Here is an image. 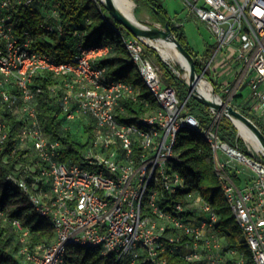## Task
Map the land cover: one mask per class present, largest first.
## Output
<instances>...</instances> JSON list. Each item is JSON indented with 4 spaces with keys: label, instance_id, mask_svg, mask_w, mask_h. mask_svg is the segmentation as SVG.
Masks as SVG:
<instances>
[{
    "label": "built area",
    "instance_id": "obj_1",
    "mask_svg": "<svg viewBox=\"0 0 264 264\" xmlns=\"http://www.w3.org/2000/svg\"><path fill=\"white\" fill-rule=\"evenodd\" d=\"M32 1L0 0V107L21 123L13 150L25 151L27 158L24 172L9 173L6 179L48 221L54 238L30 248L28 228L17 218L9 219L19 242L18 264H81L66 258L69 245L112 253L119 264H167L172 254L193 264H246L243 254L216 233L218 215L197 191L182 194L185 202L171 197L185 187L174 167L180 162L175 144L183 129L200 134L210 145L240 239L252 264H264V150L251 155L222 139L218 127L223 116L208 106L206 120L192 114L186 106L190 96L179 97L148 55V39L113 25L127 51L125 61L137 68L156 102L151 112L119 120L121 98L135 99L136 90L96 63L109 53V46L78 41L67 61L37 50L27 29L16 30L15 13ZM182 1L215 38L201 77L207 80L208 67L213 72L224 69L227 80L214 82L221 90L215 96L222 101L223 94L230 103L240 97L250 109L264 114V0ZM57 19L54 6L43 20L45 29L60 33ZM162 61L180 77L176 66ZM40 70L61 77L49 92L63 122L92 127L79 161L59 160L61 143L43 131L36 108L40 88L29 86ZM4 128L0 113V150ZM242 167L252 175L238 184Z\"/></svg>",
    "mask_w": 264,
    "mask_h": 264
},
{
    "label": "trees",
    "instance_id": "obj_2",
    "mask_svg": "<svg viewBox=\"0 0 264 264\" xmlns=\"http://www.w3.org/2000/svg\"><path fill=\"white\" fill-rule=\"evenodd\" d=\"M144 4L151 11L155 20L163 26L167 25L177 40L193 56L195 70L202 72L203 64L198 55L189 46L181 25L172 21L167 9L160 0H135ZM55 6L58 12L57 22L61 25V32L45 29L43 20L47 13ZM100 0H33L26 7H21L15 13L16 30L21 33L27 29L32 36V46L41 52L50 54L56 61H67L73 53L75 44L82 41L84 44H107L109 53L99 58L96 63L105 66L107 73L115 78L132 83L136 90V97H122L117 118L128 121L134 115L153 111L156 102L147 87L138 78H131L130 72L134 65L125 61L127 51L122 44L120 36L113 25L119 26L124 33L129 34L108 13ZM214 45L204 50L202 57L206 60L211 56ZM147 49H153L147 46ZM156 51V50H155ZM160 68L165 83L175 86L176 75L168 64L161 61ZM205 77L210 79L207 70ZM211 80V79H210ZM61 77L52 75L45 70L38 71L29 84L31 88H40L36 94L37 116L48 138L61 143L56 157L59 160L79 161L92 135L90 124L74 121L63 122L58 103L51 97L49 88L60 83ZM214 88L219 87L213 82ZM247 117L254 116L247 110H241ZM0 113L5 123L6 137L0 150V264H18L16 257L19 242L16 231L9 219L17 218L24 227L28 228V244L32 248L37 243L49 244L54 233L48 221L41 217L28 201V197L21 189L6 179L7 174H22L25 170L27 158L25 151L13 150L15 136L21 128V123L15 116L0 107ZM200 118L199 115H195ZM222 117L218 132L222 139L243 150L242 139L237 136L236 128L230 121ZM202 120V118H200ZM257 125L264 134V122L257 120ZM175 150L180 162L174 167L184 178L185 187L180 193L173 194L174 199L182 200V194L197 191L207 202L218 219L214 225L216 233L223 236L224 243L237 249L245 258L246 264H252L250 251L244 241L240 239V229L237 225L227 199L222 190L220 180L215 172L213 152L210 145L200 134L183 129L178 132ZM170 200V199H168ZM66 258L81 264H119L114 254H100L97 249H86L77 245L66 247ZM142 264V263H138ZM167 264H193L185 261L176 254L167 256Z\"/></svg>",
    "mask_w": 264,
    "mask_h": 264
},
{
    "label": "rangeland",
    "instance_id": "obj_3",
    "mask_svg": "<svg viewBox=\"0 0 264 264\" xmlns=\"http://www.w3.org/2000/svg\"><path fill=\"white\" fill-rule=\"evenodd\" d=\"M160 1L164 5V7L167 9L168 14L170 15L174 24L181 25V28L183 30V33L185 35V38H186L189 46H191L193 51L198 55V58H201L200 55L203 54L206 47L214 44V41H215V38H214L213 34L211 33V31L209 30V28L206 26V24L204 22H202L196 18V15L194 14V12L190 11L185 6V4L182 0H160ZM135 4H136V7H135L134 12H135V17H136L138 22H140L144 25H147V26L157 25L160 28H164V26L161 23H159L155 20V18L152 16L151 11L149 10L148 7H146L144 4L136 3V1H135ZM147 51H148V55L151 56L152 60L155 63H158L160 65V62L162 61V59L158 55L157 51H155V49L154 50L153 49H151V50L147 49ZM207 61L208 60H206L204 63H202L203 68L205 67ZM173 62L177 68L181 69L180 63L177 60L173 59ZM207 72H208L209 77L211 79L210 80L207 78V80L209 81V83L211 85H213V82L219 84V82H225L227 80L226 72L224 69H222L221 71H218V72H213L212 70H210V67H208ZM130 76L133 79L138 78L137 68L135 66L131 70ZM163 79H164V77H163ZM176 79H177V81L175 83V87H176V90L178 92V96L181 97L182 99H185L189 95L190 98L186 102V106L188 107L189 111L194 115H199L200 118H202V120H206V117H207L206 113H205V109H206L205 106L206 105L200 99L196 98L195 96H193L190 93L188 87L184 83V81L186 79H184V78L182 79L178 76H176ZM164 81H165V79H164ZM218 91L220 92L221 90L218 89ZM247 92H248V90L245 88L242 91L243 94H246ZM226 97L223 96V94H222V100H226ZM239 98L240 97H236V96L233 97L231 103L232 102L234 104L238 103ZM240 103H243V102L240 101ZM240 108L244 110V107H240ZM225 119L226 118H224V120ZM228 120L230 121V123H232L230 119H228ZM253 120L255 123L258 122L257 118L253 119ZM208 122L209 121H207L205 123H208ZM237 132H238V130L236 128V134H237ZM242 144L244 146L243 150L245 152H248L251 155H255L258 152V150H254V148L252 146H250L249 144H247L246 141H244L243 139H242ZM230 145H232V144H230ZM239 173H240L239 175L241 176L242 180L239 181L237 179L236 182L238 184H240L244 179L250 178V176L252 175L250 170H248V168H246V167L240 168Z\"/></svg>",
    "mask_w": 264,
    "mask_h": 264
},
{
    "label": "water",
    "instance_id": "obj_4",
    "mask_svg": "<svg viewBox=\"0 0 264 264\" xmlns=\"http://www.w3.org/2000/svg\"><path fill=\"white\" fill-rule=\"evenodd\" d=\"M102 2V1H101ZM105 8L107 9L109 15L116 21L118 22L129 34L133 36H142L148 40H153L156 37H163L167 39H171L177 49L185 56V58L188 61V69H189V77L188 81H184L185 85L188 87L190 93L195 96L196 98L200 99L206 106L211 107L219 112L223 117H226L231 120L233 123V120L229 115L241 120L244 122L249 128H251L255 134L258 136L260 139L262 145H263V150H264V134L262 133L261 129L259 126L249 117H247L245 114H243L240 110L235 108L231 103L222 100L220 102L207 99L203 97L199 91L197 90L196 87H194L193 82L195 81L196 78L201 77V73H198L195 70V65H194V58L193 56L181 45V43L177 40L175 37L174 33L171 31L170 27L167 25H164V28H160L157 25H151L147 26L144 25L126 14H124L112 0H105V2H102ZM148 46L155 48V46L152 43H147ZM160 55V54H158ZM191 81V83L189 82ZM212 94H216V90L214 86H211ZM235 126V124L233 123ZM236 127V126H235ZM239 135V133L237 132Z\"/></svg>",
    "mask_w": 264,
    "mask_h": 264
},
{
    "label": "bare ground",
    "instance_id": "obj_5",
    "mask_svg": "<svg viewBox=\"0 0 264 264\" xmlns=\"http://www.w3.org/2000/svg\"><path fill=\"white\" fill-rule=\"evenodd\" d=\"M105 2V0H100ZM115 5L127 16L137 21L135 17V1L134 0H112ZM148 42L152 43L155 48L157 49V53L160 54L162 60L169 62L170 64L174 65L173 59L177 60L180 63L179 75L180 77L186 79L187 75L189 74L188 69V61L185 56L177 49L175 43L171 39L163 38V37H156L153 40H147ZM175 66V65H174ZM191 83V81L189 80ZM194 87L197 88L199 93L207 98L217 102H220V97L215 96L212 94L211 84L205 78H196L193 82ZM235 124L239 137H241L247 144L252 146L254 150H261L263 149V145L255 134V132L249 128L244 122L241 120L229 115Z\"/></svg>",
    "mask_w": 264,
    "mask_h": 264
},
{
    "label": "crops",
    "instance_id": "obj_6",
    "mask_svg": "<svg viewBox=\"0 0 264 264\" xmlns=\"http://www.w3.org/2000/svg\"><path fill=\"white\" fill-rule=\"evenodd\" d=\"M213 45V44H212ZM200 57H202V55H200ZM235 108H237L238 110H242L240 107H244V110H247V111H249L253 116H254V118H250V119H260L261 121H263L264 122V114H259L258 112H255L254 110H252V109H250L247 105H245V103H240V100H239V102L238 103H231ZM246 108V109H245ZM254 121V120H253ZM238 137H239V135H237ZM236 145V144H235ZM248 179V178H247ZM239 181L241 180L240 178L238 179Z\"/></svg>",
    "mask_w": 264,
    "mask_h": 264
}]
</instances>
